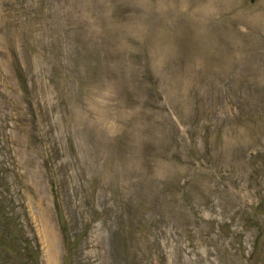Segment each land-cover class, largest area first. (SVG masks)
<instances>
[{
  "label": "rangeland",
  "instance_id": "obj_1",
  "mask_svg": "<svg viewBox=\"0 0 264 264\" xmlns=\"http://www.w3.org/2000/svg\"><path fill=\"white\" fill-rule=\"evenodd\" d=\"M5 261L264 264V0H0Z\"/></svg>",
  "mask_w": 264,
  "mask_h": 264
},
{
  "label": "trees",
  "instance_id": "obj_2",
  "mask_svg": "<svg viewBox=\"0 0 264 264\" xmlns=\"http://www.w3.org/2000/svg\"><path fill=\"white\" fill-rule=\"evenodd\" d=\"M68 251H70V248H69V246H68ZM4 264H9V262L5 261V263H4Z\"/></svg>",
  "mask_w": 264,
  "mask_h": 264
}]
</instances>
